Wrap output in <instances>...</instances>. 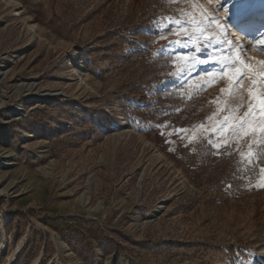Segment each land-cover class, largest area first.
Instances as JSON below:
<instances>
[{"label":"rangeland","instance_id":"374dc122","mask_svg":"<svg viewBox=\"0 0 264 264\" xmlns=\"http://www.w3.org/2000/svg\"><path fill=\"white\" fill-rule=\"evenodd\" d=\"M15 1L0 0V264H264V133L218 131L248 111L250 78L169 43L202 15L237 32L240 0ZM241 37L259 67L264 30Z\"/></svg>","mask_w":264,"mask_h":264},{"label":"snow or ice","instance_id":"6c2138e0","mask_svg":"<svg viewBox=\"0 0 264 264\" xmlns=\"http://www.w3.org/2000/svg\"><path fill=\"white\" fill-rule=\"evenodd\" d=\"M176 2V0H173ZM217 3L220 5L221 0H217ZM219 10V9H218ZM204 10H201L203 12ZM217 25L216 28H213L211 25ZM192 28L194 31L187 32L184 31L185 28ZM179 29L183 32L181 39L171 41L170 44H175L180 47H186L185 41L191 43L193 40L199 41L202 43L192 44V51L175 53L180 56H190L192 52H195L199 58L200 63H218L223 67V71L219 73L221 77H227V79L232 82L235 86L242 87L243 79L250 78V86L248 88V97L252 102L249 105L248 111L244 114L243 117L239 116H225L223 124L219 128V133H223L233 122L235 126L233 127V136L237 133L244 131L245 135H251L259 130L261 133H264V61H258L257 67L254 64L247 63L242 58V51L238 48L237 44L233 43V40L230 39V33L226 31V28L219 27V17L213 16L210 19L206 16H201L200 19L193 20V23L189 24L185 21L184 24H179ZM175 30V29H173ZM221 33V34H218ZM259 42L264 44V39L259 41H253L254 44ZM220 45L221 47H216ZM205 48L209 50V54L206 57L199 56V53L204 51ZM230 48L233 57L223 56V55H214L213 53H221L222 49ZM264 51V48H261ZM238 65V66H237ZM206 75H211V73H206ZM260 117L259 123H256L257 117ZM157 127H162V125H157ZM180 132H183L184 129H180ZM221 144L215 145V147H221ZM260 171L264 172V168H261ZM260 187H264V183L260 184ZM250 255H254L250 253Z\"/></svg>","mask_w":264,"mask_h":264},{"label":"bare ground","instance_id":"6f19581e","mask_svg":"<svg viewBox=\"0 0 264 264\" xmlns=\"http://www.w3.org/2000/svg\"><path fill=\"white\" fill-rule=\"evenodd\" d=\"M5 1L9 5H12V6L17 4V2L15 0H5ZM235 7L238 10V12H237L238 15L241 16L244 13V14H246V18L244 20L240 21L239 24H241V23H244V24L240 25L238 27L237 32H233L234 28L231 29L232 34L230 36V39H232V36H234L235 34H237L238 36H242V35H245L247 33H252L253 35H256V36H259L260 34H262V31L264 30V25L263 24H254L253 22L256 21L255 19H257L258 17H264V0H258L256 3H251V0H240L237 4H235L234 8ZM22 14H23L22 9L19 8L17 15H22ZM239 24H237V26ZM32 27H36V26L33 25ZM240 41H241V43L238 47H243V45H245L244 39H242V37H241ZM72 62H74L72 64L73 68H75L77 65L80 67V65H81V62L76 57L73 59ZM78 74L83 76V78L85 76L82 74L81 69H78ZM14 114H16V112H13L11 115H14ZM123 126L127 131H129V127H128L126 120L123 121ZM155 212H160L159 208Z\"/></svg>","mask_w":264,"mask_h":264}]
</instances>
